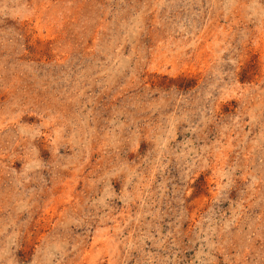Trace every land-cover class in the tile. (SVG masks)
I'll use <instances>...</instances> for the list:
<instances>
[{"label":"rangeland","instance_id":"374dc122","mask_svg":"<svg viewBox=\"0 0 264 264\" xmlns=\"http://www.w3.org/2000/svg\"><path fill=\"white\" fill-rule=\"evenodd\" d=\"M0 264H264V0H0Z\"/></svg>","mask_w":264,"mask_h":264}]
</instances>
